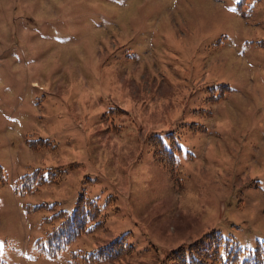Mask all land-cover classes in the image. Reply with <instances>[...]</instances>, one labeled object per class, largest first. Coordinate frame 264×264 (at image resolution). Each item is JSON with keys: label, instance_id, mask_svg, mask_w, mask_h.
<instances>
[{"label": "rangeland", "instance_id": "374dc122", "mask_svg": "<svg viewBox=\"0 0 264 264\" xmlns=\"http://www.w3.org/2000/svg\"><path fill=\"white\" fill-rule=\"evenodd\" d=\"M0 167V264H180L201 238L264 264V0H0ZM82 192L99 216L48 256Z\"/></svg>", "mask_w": 264, "mask_h": 264}, {"label": "trees", "instance_id": "16d2710c", "mask_svg": "<svg viewBox=\"0 0 264 264\" xmlns=\"http://www.w3.org/2000/svg\"><path fill=\"white\" fill-rule=\"evenodd\" d=\"M173 140V138L171 137ZM154 140V139H152ZM154 142L158 145L157 155L160 158L159 160L165 161L166 163H175V152L179 151V147L176 144L175 140H173L172 145L169 149L163 147L162 142L158 137H155ZM42 144H47V141H41ZM38 170H35L33 173H28L21 176L17 182L16 190L18 193L23 194L30 189V186L33 182L37 181L38 184H42L46 182V179L39 177ZM60 216L62 220L59 224L54 227L51 231H48L46 235L40 240V245L45 254L48 256H53L59 253L63 248L70 242H72L85 228L88 220L95 219L99 216V208L96 202L93 199L88 198L83 192L80 193L75 202V206L73 211L70 213L66 211H61ZM124 236L121 238H117L112 241L110 244L102 247L97 253L90 254V256H85L84 260H97L99 258H114L119 255L122 249L114 250L113 246L116 245H124ZM222 237L213 233L207 237V246L211 247L213 245H222ZM230 240H226L225 247L228 246V242ZM204 242V238L199 239L195 244L190 245L188 248H178L176 251H172L169 254L168 259L173 261H179L180 264H187V255L189 257H193L195 254L196 257H199L200 260L190 259L189 264H235L240 254V249L238 247H233V249L227 253L228 257H226L225 261H220L216 257V253L212 254L207 253L200 247V245ZM106 250H109V253H106ZM131 248L127 246V252H131ZM112 252V253H111ZM252 254V258L246 259L244 264H249L247 261L255 262L254 264L262 263V253L260 248H256L254 254ZM249 254V255H250ZM76 257V254L72 255Z\"/></svg>", "mask_w": 264, "mask_h": 264}]
</instances>
